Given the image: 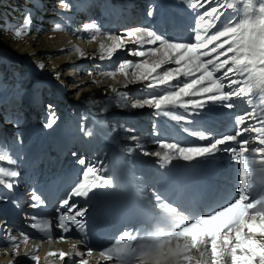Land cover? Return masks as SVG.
<instances>
[{"label":"bare ground","instance_id":"6f19581e","mask_svg":"<svg viewBox=\"0 0 264 264\" xmlns=\"http://www.w3.org/2000/svg\"><path fill=\"white\" fill-rule=\"evenodd\" d=\"M67 2L71 7L63 11L59 0H0V17L10 21L0 31V70L4 73L0 76V127L3 128L0 152L18 158L21 172L11 192L0 186V196L5 197L0 199V264H9V261L34 264L28 257L13 255L10 244L4 239L7 231L13 235L20 231L30 234L28 248L40 245L36 254L41 257V264H47L45 257L49 251H69L71 244L86 234L87 244H78V250L86 252L87 247H92L94 255L88 259L90 264H97L100 250L114 243L124 230L142 226L136 215L134 177H140L149 184L156 179L162 180L167 194L182 200L189 208L201 204L207 206L219 199L225 189L230 191V186L235 183L236 165L223 153H218L210 162L186 164L177 161L167 170L158 167L156 157L143 153L161 150L157 144L161 139L186 146L205 143L189 134L193 130L209 129L212 135L230 134L233 114H243L241 108L227 110L209 105L191 117L192 123L185 124L157 115L148 107H121L113 94L105 91L107 84L114 83L112 80L103 84H94L92 80L103 79L96 75L99 70H115L120 61L137 59L128 54V49L136 45L129 44L110 61L101 62L92 58L98 44L90 41L88 33L74 31L84 23L95 21L103 32L118 35L134 27V16L126 18L122 15L135 7L141 11L155 7L152 17L144 13L146 26H151L158 34L190 42L194 14L187 5L182 0ZM116 6L124 7L127 12ZM28 12H31L30 28L22 38H15L13 31L23 24ZM114 23L124 27L115 32L111 29ZM56 24H60L63 30H55ZM76 47L87 55L80 57L75 52ZM39 63L45 67L40 69ZM97 65H100L99 69ZM89 71L93 72L92 77L88 75ZM56 73L60 74L59 78ZM122 90L131 99L149 93L140 84H131ZM37 97L39 102L43 98L47 101L45 109L38 111ZM48 105H52L55 113L56 123L52 128L44 126L52 115ZM102 108L106 111H101ZM173 111L184 114L183 109ZM149 118L152 119L151 128L147 124L145 126ZM185 128L189 131L185 132ZM87 131L92 135H86ZM133 135L137 137L136 142L131 140ZM137 142L141 148L129 154L127 149L135 148ZM81 158L86 165L102 164L107 174L120 176L123 187L94 190L88 198H74L73 202L78 206L88 209L84 218L85 232L73 227L72 231L64 234L55 226L56 208L58 201L66 198L82 178L85 165L79 164ZM0 166L15 167L7 161H0ZM33 190L45 201L41 208L30 206ZM32 216L52 220L51 239L28 227L34 222L30 219ZM117 224H122V228L112 238L111 229ZM154 227L165 229L166 225L161 223ZM62 234L66 237L64 241L59 240ZM21 250H24L23 245ZM65 264H68L67 258Z\"/></svg>","mask_w":264,"mask_h":264},{"label":"snow or ice","instance_id":"6c2138e0","mask_svg":"<svg viewBox=\"0 0 264 264\" xmlns=\"http://www.w3.org/2000/svg\"><path fill=\"white\" fill-rule=\"evenodd\" d=\"M182 2L194 14L190 42L158 34L151 26L129 27L117 35L103 32L100 25L91 21L74 31L88 33L90 41L98 44L92 58L101 62L110 61L129 44L136 45L128 49V54L137 59L122 60L115 70H99L96 75L103 79L92 80L94 84L112 80L114 83L107 84L105 91L113 94L121 107H148L157 115L185 124L192 123L191 117L209 105L227 110L241 108L243 114H233L230 134L212 135L209 129L193 130L189 134L205 143L186 146L161 139L157 140L161 150L143 153L156 157L158 167L164 170L177 161L186 164L210 162L218 153H223L236 165L235 183L230 186V191L225 189L219 199L207 206L201 204L189 208L182 200L167 194L162 180L156 179L149 184L134 177L136 215L142 226L124 230L114 243L100 250L97 264H140V257L136 255L139 242L153 239L161 244L165 240L185 242L187 250L180 264H264V0ZM59 6L63 11L71 7L67 0H59ZM154 11L150 7L147 16L152 17ZM30 24L31 12H28L23 24L14 29V37L26 35ZM54 28L63 30L60 24ZM75 52L80 57L87 55L79 47ZM37 66L45 67L43 63ZM56 75L59 78L60 74ZM88 75L92 77L93 72L89 71ZM131 84H140L149 93L131 99L122 90ZM48 109L52 115L44 126L52 128L56 123L55 113L52 105H48ZM173 109H183L184 114ZM85 134L92 135L90 131ZM131 140L136 142L137 137L133 135ZM140 148L137 142L135 148H128L127 152L130 154ZM0 161L15 166H0V186L11 192L21 176L18 158L0 152ZM78 162L85 165L82 178L66 198L58 201L56 208L55 226L64 234L73 227L85 232L84 218L88 209L78 206L73 202L74 198H88L94 190L123 187L121 177L115 173L107 174L102 164L86 165L82 158ZM30 199L33 209L45 204L35 190ZM176 213L187 216L178 228L172 226ZM30 219L34 221L28 224L30 229L51 239L52 220L36 216ZM161 223L166 225V233L164 229L154 227ZM4 239L14 256H25L34 264H41V257L36 254L40 245L28 248L30 234L20 231L13 235L7 231ZM65 239L63 234L60 235V241ZM78 244H87L86 234L72 243L69 251H49L45 257L47 264H65L66 258L68 264H90L88 258L93 257V248L87 247L86 252H82L78 250Z\"/></svg>","mask_w":264,"mask_h":264},{"label":"clouds","instance_id":"9594fccd","mask_svg":"<svg viewBox=\"0 0 264 264\" xmlns=\"http://www.w3.org/2000/svg\"><path fill=\"white\" fill-rule=\"evenodd\" d=\"M187 219L183 213L173 214V227L178 228ZM165 233L167 229L165 228ZM183 241L141 240L138 244L136 255L140 257V264H180V259L186 252Z\"/></svg>","mask_w":264,"mask_h":264},{"label":"rangeland","instance_id":"374dc122","mask_svg":"<svg viewBox=\"0 0 264 264\" xmlns=\"http://www.w3.org/2000/svg\"><path fill=\"white\" fill-rule=\"evenodd\" d=\"M118 7H120L121 9H124V10L126 11V9H125L124 7H121V6H116L115 8H118ZM132 7H135V6L133 5ZM149 8H150V7H148V10H149ZM1 9H2V8H1ZM154 9H155V7H154ZM126 12H127V11H126ZM127 13H128V14H125V15H122V16H124V17H126V18H129L130 16L133 15V16H134V27H138L140 24L146 26L147 22H145V21L143 22V16H144V13H147V10H145V11H141V9L135 7V8H133V9L131 10L130 13H129V12H127ZM137 13H138L139 15H137ZM9 23H10L9 18H7V19L5 20V18H4L3 16H1V17H0V31H1V29H2V26L9 25ZM114 25H116V27H114ZM114 25H113V27H112L111 29L114 30L115 32L119 31L122 27H124L123 25H121V24H119V23H114ZM120 57H124V56H120ZM1 61H2V60H1ZM3 75H4L3 71L0 70V76H3ZM0 83H1V78H0ZM38 100H39V98L37 97V100L35 101V103L39 102ZM19 101L21 102V97L19 98ZM32 101H33V100H32ZM46 104H47V101L43 98V99L39 102V105H38V111L45 109V105H46ZM150 120H152V119L149 118V120H146L147 122L145 123V126H146V124H147V126H149V128H151V126H152ZM146 128H147V127H146ZM2 131H3V128L0 127V133H1ZM72 144H75V143H72ZM69 145H71V144H69ZM71 152H72V151H71ZM50 163H51V161H49V164H50ZM33 167H34V165L32 166L31 169H33ZM56 201H57V200H55V202H56ZM25 206H26V202L23 203V207H25ZM20 221H21V223H23V220H20ZM113 227H114V228L111 229V231H112V238H114V236H115L118 232H120V230H121V228H122V224H121V225L117 224V225H114ZM118 229H119V231H115V230H118ZM107 244H108V243H107Z\"/></svg>","mask_w":264,"mask_h":264}]
</instances>
